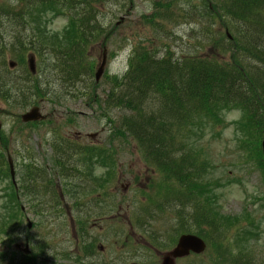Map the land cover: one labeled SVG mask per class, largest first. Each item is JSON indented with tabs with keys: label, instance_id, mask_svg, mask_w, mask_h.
I'll return each mask as SVG.
<instances>
[{
	"label": "rangeland",
	"instance_id": "rangeland-1",
	"mask_svg": "<svg viewBox=\"0 0 264 264\" xmlns=\"http://www.w3.org/2000/svg\"><path fill=\"white\" fill-rule=\"evenodd\" d=\"M15 1L0 0V9H4L7 6H17ZM215 2L218 3L219 0H110L103 3L99 7L97 20L100 27L104 28L106 32L109 31V37L105 43L104 39H101L99 43L92 40L88 42L83 62V76L85 78L91 77L92 79L88 87L93 91L98 86L94 84L93 75L104 48L107 50L106 72L102 76L103 78H101L99 87L96 89L97 95H101L102 90L109 86L110 78L116 74L119 75L125 72L129 51L131 50V46H134L136 42L148 46L160 43L158 51L166 50L173 59L177 58L174 54L175 51L179 56L188 57L195 53L196 56H208L207 59H212L213 56L222 64L224 62H231L230 51L218 55L216 50H208L211 44L209 38L212 36L216 37L215 31L218 29L219 33L223 32L226 25L210 17L211 12L208 6L210 5L211 9L214 10ZM171 8L172 10H169ZM166 10L175 12V22H170V24H175L170 27V32L172 31L170 40L166 39L168 26L163 20ZM126 13L128 14L127 17H125ZM154 17H160L158 19V21H161L160 27L154 28L145 25L146 22L144 21H151ZM119 20L124 22L120 26H115ZM6 22L7 20L3 14L0 13V46L2 39L3 42L8 41L7 34L13 29V27L9 28ZM44 32L51 35V40L53 41L50 44H56L57 42L60 44L59 47L58 44L54 46L57 49H68L72 43V36L65 32L64 19H53L49 23L48 29L41 31V33ZM229 34L232 36L231 33ZM226 41L228 40L226 39ZM201 45L205 47L201 49L197 48V46ZM49 55L52 56L50 53ZM248 59L245 60V71L250 67H253L254 70L264 69L262 65L252 61L251 58ZM9 62L17 63L12 55V50L5 47L2 54H0V90L9 89L8 87L15 81L12 80V83H7L9 79L8 71L10 70L8 68ZM51 64L53 65V62ZM41 65L42 71L38 74L39 78L43 79L49 75L51 68H48V62H42ZM13 73L18 74L19 72L13 71ZM48 80L51 81V86L56 90L55 92H58V95H61V98L59 99V105H57L46 103L43 97H41L43 101L41 106L45 107L43 109L45 113L53 108L59 113L56 115V118H64L66 116L73 118L72 113L75 111L86 112L81 101H73L65 97L64 93L67 90L61 92L58 82L51 79V77ZM77 87H80V85L78 84ZM8 108L12 111L7 112ZM90 108V111H93V105ZM22 112H24L22 107H7L5 102L0 100V114L2 115L3 123H5L0 134L7 135L9 133L10 137L16 135L11 145L15 151L22 148V137H24L21 123L17 119ZM15 116L17 117L15 118ZM240 118L241 116L238 113L227 112L224 115L222 126L217 128L219 132L210 129L206 130L204 136L199 139L197 138L198 132L196 131H199L197 129L194 132L196 136L193 135L194 133L190 135L191 141L188 146H192L195 150L201 147L204 151L203 156L209 163L208 166L205 163V184L210 185L213 181L219 182V185H213V197L209 192L210 187L202 190L203 194L217 200L215 208L221 212L220 214L218 213L217 218L226 217L229 220V216H236L232 221L226 223L227 229H221V234L225 232L224 235L220 236L221 234H218L216 240H221L222 245L231 251L234 259H238V255L245 253L247 262L259 264L264 259V201L262 200L264 198V181L263 175L256 165V142L252 138H246L248 131L246 127L244 130L241 124L243 121ZM99 121L100 118H97L95 121L90 120V124L86 127L89 134L99 133L104 138H109L106 134L108 131L105 132L99 129L101 124V121L100 124ZM103 123L105 122L103 121ZM111 134L113 133L111 132ZM55 136L56 140H58V136ZM27 137H30V141L25 144L30 146L31 151H34L32 154L35 167H38L36 165H45L52 168V146L56 140L51 141L50 136H46L41 132L36 134L32 130H26L25 140L28 139ZM16 138H18L16 140L18 147L15 146ZM244 139L245 146H241L240 143ZM100 140H103V138L101 137ZM36 143H40V145L35 147ZM108 143L109 141L105 142V144ZM118 151L114 156L115 168L106 162L102 168L97 167L95 169L94 176H90V185H93L95 181L101 182L105 185L107 198L114 197V215H112V219L115 222L117 232L108 233L110 239H105V242L103 241L104 244H100L102 247L104 245V264H121L123 260L130 258L134 251L137 253V249L135 248L141 246L138 244L141 242V230L152 229L143 226L145 222L151 221L150 214L145 213L144 210L149 204L156 203L155 201L165 194L162 191L164 187L177 192H179L181 187V185H173L174 183L167 181L168 179L161 181L160 176L141 160L142 156L139 154L135 144L127 138L122 139V143L118 145ZM178 154L180 157L182 152L179 151ZM43 161H45V164H43ZM18 163L15 165V170L19 179L21 176L23 177V168L20 159H18ZM7 180L4 181V184H8ZM164 181L165 184L162 185ZM56 182L62 189V185H86L87 181H84L81 177L69 180L59 177L57 181V176L55 175ZM130 185L131 187L129 188ZM93 192H96V189ZM177 192L174 193V196L179 197V193ZM108 194H112V196ZM203 201H206V198H203ZM175 205L177 203L172 201L171 206L174 208ZM61 209V214H56L53 211V218L56 221L61 217L69 220V214L64 213L62 204ZM170 210L171 207L167 206L165 208V216L158 213L159 216H162V219L160 220L159 218L157 222H152L153 225L156 224L165 228L162 231L164 236L162 239L165 243L171 241L173 232L175 231V226L171 222ZM71 214L73 215V213ZM29 217L31 218L30 220L33 219L31 216ZM22 221L24 222L23 218ZM141 221L142 223L140 224ZM18 223L22 226L21 221ZM57 225L60 227L59 225L62 224L58 221ZM20 226L10 233L13 239L6 237V233H3L0 235V241H8L9 239L15 242L20 241L21 237L16 238L17 234L22 235ZM24 226L23 231L26 230V223H24ZM179 227L182 231L194 230L191 223L188 224L183 221ZM241 230L245 231L239 233ZM227 231L228 234H226ZM101 234L103 235L102 232ZM60 238H63L62 235H60ZM9 246L11 247V245ZM140 250L145 255L147 254L144 249ZM153 252V257L154 255H158L156 250ZM138 254H141V252ZM93 258L99 261V257ZM150 258L151 261L144 255H138L134 260L137 264L141 262L148 264L157 263L154 261V258ZM157 259L160 262V259ZM16 261H19V259L17 258Z\"/></svg>",
	"mask_w": 264,
	"mask_h": 264
},
{
	"label": "trees",
	"instance_id": "trees-1",
	"mask_svg": "<svg viewBox=\"0 0 264 264\" xmlns=\"http://www.w3.org/2000/svg\"><path fill=\"white\" fill-rule=\"evenodd\" d=\"M208 9L211 12L210 17L226 24V31L232 34L228 43L230 48H234L231 62L222 64L216 60L196 56L195 53L189 57L178 54L176 59L167 57V54L157 57L158 49L143 53V49L133 47L126 72L122 76L115 75L109 79L110 87L105 98L111 107H120L123 111H128V115H123L122 118L121 127L124 130L122 134L129 135L137 141L140 150L145 154L143 159L153 164L161 181L168 179L167 181L173 182V185H181L179 192L167 187L162 189L165 194L160 198L164 201V205H171V202L175 201L179 207L183 200L190 204L198 202L201 206L198 213L201 214L193 210V214H197L198 217V220H193L217 232L221 231L223 227L221 225L226 223V220L218 219V225L217 223L211 225L204 220L209 216L218 217V214L209 209L206 201L197 200L198 191L202 192L204 189L203 186L197 185L198 183L203 185V181L195 167L196 160L202 162L201 147L197 153L192 151L193 147L188 146L191 141L189 137L196 131V126L203 130L215 129L221 123L218 112L222 111V108L242 113L244 123L246 114V122L264 126V72L250 67L245 73V60L248 58L264 65V0H219L218 3L215 2L214 10L210 5ZM174 19L175 12L166 10L163 20L170 23L175 22ZM93 26L94 28L90 27L87 33L90 37L80 32L81 49L87 43V37L95 41L97 36L101 35L97 27ZM215 34L216 37L209 38L210 46L215 48L216 45L221 44L226 46L225 33H219L218 29ZM204 47V45L197 46L199 49ZM83 62L84 54L80 53L77 62H69V64L76 63L78 71L83 73ZM69 80L67 86L73 88L78 82H81V86L91 83L90 81L87 83V78L82 74L75 75ZM9 91V89L0 90V94L8 95ZM73 93L80 98H85L86 94L85 89L72 91L71 94ZM92 96L90 90L88 98L91 99ZM148 101L158 103L157 114L153 111L148 112L149 108L146 105ZM258 117L261 118V123L257 121ZM262 131L264 132L263 129L258 128L259 133ZM179 151L182 152L180 157ZM20 152L27 170L23 177L19 178L21 182L18 193L21 199L26 200L32 214L36 215L43 209L53 206L58 200L57 189L51 185L47 166L35 167L32 162L33 151L26 148ZM26 159H29V163H25ZM51 161L53 162V158ZM4 164L5 158L0 157V182L3 181L4 173L5 180L9 178L7 168L3 167ZM58 171L64 177L68 175V169L65 167H61ZM164 184L165 181L162 185ZM7 189L9 192L6 195L11 200L14 189L9 183L7 188L1 187L4 192ZM176 192L179 193V197L174 196ZM75 199L77 198L73 200ZM3 201L0 198V235L7 232V236L12 237L10 233L19 228L18 222L22 221V218H19V215L22 216L19 204L21 200H17L15 208H8L7 202ZM84 204L79 199L75 200V206L80 210ZM79 217L83 222L77 224L81 226V230H84L88 220L93 217V212L81 210ZM40 223L45 232L39 238L43 239L49 234L50 227L48 222ZM63 224L67 225L65 221ZM34 238L38 239V237ZM67 246L68 249L73 248L71 244ZM53 248L55 249L54 245ZM64 255L67 256L68 253ZM12 258L13 256L9 258L11 264H13ZM238 260L242 259L238 258ZM243 264L250 263L245 259Z\"/></svg>",
	"mask_w": 264,
	"mask_h": 264
},
{
	"label": "flooded vegetation",
	"instance_id": "flooded-vegetation-1",
	"mask_svg": "<svg viewBox=\"0 0 264 264\" xmlns=\"http://www.w3.org/2000/svg\"><path fill=\"white\" fill-rule=\"evenodd\" d=\"M0 11L4 12L3 16H6V23L9 28L12 26L18 27L23 24L22 21L25 18L24 12L21 9L16 10V6H7L4 9H0ZM104 215L105 208L103 207L98 217L93 221L102 220ZM72 233L75 234L76 245L77 247H80V250L70 257V264H104V260L101 257L103 247L97 243L100 239L104 238L100 231L79 230ZM82 242H84V245H89V247L81 245ZM93 257H99V261L95 260Z\"/></svg>",
	"mask_w": 264,
	"mask_h": 264
},
{
	"label": "water",
	"instance_id": "water-1",
	"mask_svg": "<svg viewBox=\"0 0 264 264\" xmlns=\"http://www.w3.org/2000/svg\"><path fill=\"white\" fill-rule=\"evenodd\" d=\"M104 65H105V60L103 59L102 62H101V64H100V66H99V68H98V70H97V72H96V74H95L96 80H98L99 77L101 76V74L103 72ZM23 120L24 121L38 120V117L35 116V113L33 112V114H28L27 116L23 117ZM263 155H264V143H263ZM201 249H202V247H201ZM184 250H187V248L186 247L182 248V251H184ZM182 251L180 252V254H182ZM195 251H197V250H195ZM175 255H178V254L175 253L174 256Z\"/></svg>",
	"mask_w": 264,
	"mask_h": 264
}]
</instances>
